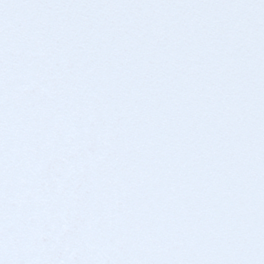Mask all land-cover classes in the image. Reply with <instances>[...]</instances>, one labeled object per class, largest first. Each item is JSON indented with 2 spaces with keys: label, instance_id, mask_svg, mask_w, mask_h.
I'll list each match as a JSON object with an SVG mask.
<instances>
[{
  "label": "snow or ice",
  "instance_id": "obj_1",
  "mask_svg": "<svg viewBox=\"0 0 264 264\" xmlns=\"http://www.w3.org/2000/svg\"><path fill=\"white\" fill-rule=\"evenodd\" d=\"M0 264H264V0H0Z\"/></svg>",
  "mask_w": 264,
  "mask_h": 264
}]
</instances>
